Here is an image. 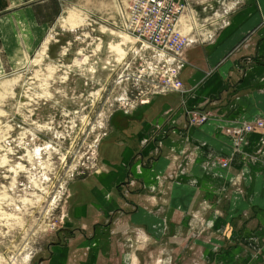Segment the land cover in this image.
I'll return each mask as SVG.
<instances>
[{
  "label": "rangeland",
  "instance_id": "374dc122",
  "mask_svg": "<svg viewBox=\"0 0 264 264\" xmlns=\"http://www.w3.org/2000/svg\"><path fill=\"white\" fill-rule=\"evenodd\" d=\"M100 1V7L90 0L84 6L52 4L57 18L46 34L29 41L23 36L25 52L13 45L10 19L0 20L13 64L4 71L0 61V264H52L54 247L70 245L79 231L70 207L91 204L106 215L99 212L103 232L90 228L80 237L78 244H87L78 250L86 263L98 250L96 239L103 253L99 264H264V209L246 185L255 180L236 168L224 170L252 133L243 126L264 117L222 124L233 156L213 148L204 158L206 143L192 142L189 134L212 115L188 109L180 147L169 148V162L157 167L164 155L160 140L172 129L146 125L144 135L146 118L139 109L170 93L156 91L175 68L176 62L169 63L175 54L136 43L121 31L125 0ZM251 3L177 0L183 6L179 34L192 42L183 52L187 61L189 49L214 42L231 26V17ZM4 6L0 0V9ZM71 10L81 18L74 30L62 21ZM113 47L125 54L122 60ZM193 111L208 120L191 124ZM168 123L176 124L174 117ZM112 187L117 204L99 203L94 194L110 193ZM134 219L151 224L139 227ZM78 258L71 256L69 263H80Z\"/></svg>",
  "mask_w": 264,
  "mask_h": 264
},
{
  "label": "crops",
  "instance_id": "0c3cea01",
  "mask_svg": "<svg viewBox=\"0 0 264 264\" xmlns=\"http://www.w3.org/2000/svg\"><path fill=\"white\" fill-rule=\"evenodd\" d=\"M87 1L5 0L4 8L0 9V20L10 19L13 45L20 46L25 52L26 49L23 44L26 36H28L26 39L29 41L34 34H46L52 21L57 18L56 12L53 8L51 9L52 4L55 3L58 7L76 4L84 6ZM90 1H96L98 6L101 3L100 0ZM260 2L262 3L261 6ZM251 4L248 9L238 11L231 17V26L224 28L219 34L220 37L214 42L208 45H195L194 48L188 50V64L180 73V79L187 89L184 95L178 92H170L162 96H154L148 106L139 109V114H145L146 118V121L142 119V125L145 127L143 129L144 135L147 132L146 125H159L161 129L164 126H171L170 129H172L169 138L163 140V137L160 140L161 148L158 150L164 155L158 156L156 160L157 167L162 168L164 164L169 162L166 154L169 148L177 149L180 147L178 145L179 137L181 134L186 135L181 130L184 128L182 126L188 122V109H203L212 115L211 121L201 127L194 128L189 134L192 142L200 143L203 141L204 145L206 143L205 148L207 151H201L204 158L212 156L211 150L213 148L217 154L225 158L234 153L233 151L230 153L232 144L230 139L222 132V124L241 119L252 120L256 117H264V39H262L264 38V0H253ZM98 10L96 11L98 12ZM22 20L26 23L24 26ZM26 28L30 29V33L25 32ZM0 43L2 44V49H0L1 66L4 71L7 68L12 69L13 64L7 60L9 59V53L5 48L1 31ZM37 46L38 44L35 43L34 49ZM1 51L7 54L2 56ZM169 111H172L169 115L174 117V123L176 124L168 123L169 119H172V117L169 118ZM147 117H151V119H147ZM199 132L202 133V136L198 135ZM156 142L158 143V141ZM155 145L152 144L154 147ZM235 151L237 158L233 161L234 164L228 163L233 159L228 160L227 168H230L228 170L224 168V170L227 172L233 169L234 171V168H236L243 172V176L254 178L255 183L246 185L252 188V192L257 197L256 204L262 210L264 209V130L246 134L244 143ZM112 184L114 185V182ZM106 189L104 187V191ZM113 193H115V190L112 187L110 193H107L109 197L105 192H97L94 196L99 203L103 202L104 204L110 201V203L117 204V197ZM75 194L74 191L71 199L72 197H74L73 199L76 198ZM91 205L93 206V204ZM89 206L70 207L68 214L75 219V221L71 220H73L79 231L72 237L70 245L54 247L52 264H76L75 261L69 263L71 256L79 257L80 263L77 264L100 263L103 254L99 251L100 245L98 242L100 240H94L97 243H95V246L98 250L91 254L89 262H84L83 256L81 257L80 251H78L87 246L86 243L83 245L78 243H80V237H84L83 234L88 233L90 228L97 235L103 232V230H100L101 225L98 219L100 218L99 212H101V216H104L106 210L102 212L100 210L102 208L93 209ZM107 215H109L108 211ZM149 223L151 224L149 219L148 221H142V219L132 220V224L139 227H142L141 225L147 226ZM85 242L88 243V240ZM57 254L59 255L57 256Z\"/></svg>",
  "mask_w": 264,
  "mask_h": 264
},
{
  "label": "built area",
  "instance_id": "2783aa9c",
  "mask_svg": "<svg viewBox=\"0 0 264 264\" xmlns=\"http://www.w3.org/2000/svg\"><path fill=\"white\" fill-rule=\"evenodd\" d=\"M125 2L122 9L127 16L119 17V26L121 28L126 26L128 33L142 45L161 50L163 53L175 54L174 62H169L172 64L176 62L175 68H171L164 83L157 85L160 90L156 93L186 92L180 73L188 64L183 52L192 42L182 40L178 31L177 17L183 6L177 4V0H125ZM190 115L191 124L195 122L201 124L208 120L207 115L197 111L191 112ZM257 128L264 129V121L246 123L242 129L245 132H253Z\"/></svg>",
  "mask_w": 264,
  "mask_h": 264
},
{
  "label": "bare ground",
  "instance_id": "6f19581e",
  "mask_svg": "<svg viewBox=\"0 0 264 264\" xmlns=\"http://www.w3.org/2000/svg\"><path fill=\"white\" fill-rule=\"evenodd\" d=\"M120 16H121V18L123 17V18H125L126 16H127V14H125L124 12H123V9H121V12H120ZM62 21H63V25H69L70 26V30H74V28L75 27H77V24L81 21V18H79V16H78V13H77V11H75V10H71L70 12H69V14L66 16V18L65 19H62ZM121 31H123L129 38H131V39H134L135 40V42L136 43H138V40L135 38V37H133L131 34H129L128 33V29L126 28V26H124V27H122L121 28ZM126 38V37H125ZM122 39H124L123 37H122ZM48 42V40L46 41V43ZM136 45V44H135ZM118 47V46H117ZM113 50L112 51H114L116 54H118V58H119V60H122L123 58H124V56H125V54L122 52V51H120V49L119 48H112ZM42 54V53H41ZM32 61H29V65H30V63H31ZM47 95H49V94H47ZM6 162V158H5V160L3 161V163H5Z\"/></svg>",
  "mask_w": 264,
  "mask_h": 264
}]
</instances>
